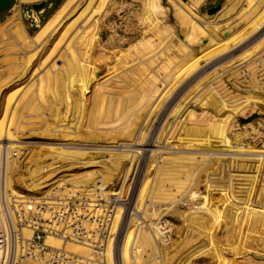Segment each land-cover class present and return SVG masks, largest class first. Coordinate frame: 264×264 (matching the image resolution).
<instances>
[{"label":"rangeland","instance_id":"1","mask_svg":"<svg viewBox=\"0 0 264 264\" xmlns=\"http://www.w3.org/2000/svg\"><path fill=\"white\" fill-rule=\"evenodd\" d=\"M83 1L53 25L60 7L34 24L0 13L11 187L120 192V264H264V0L214 1L213 14L181 0ZM57 146L84 154L65 162Z\"/></svg>","mask_w":264,"mask_h":264},{"label":"built area","instance_id":"2","mask_svg":"<svg viewBox=\"0 0 264 264\" xmlns=\"http://www.w3.org/2000/svg\"><path fill=\"white\" fill-rule=\"evenodd\" d=\"M18 158L9 141L0 142V264H109L107 251L120 232V217L113 230L120 192L108 196L97 183L77 188L68 183H52L40 193L24 194L7 183L8 167ZM61 241V247L47 239ZM77 244L100 254L97 259L67 251ZM117 259V261H116Z\"/></svg>","mask_w":264,"mask_h":264},{"label":"bare ground","instance_id":"3","mask_svg":"<svg viewBox=\"0 0 264 264\" xmlns=\"http://www.w3.org/2000/svg\"><path fill=\"white\" fill-rule=\"evenodd\" d=\"M23 0H20V2H22ZM180 1V0H179ZM202 0H191L190 2H189V10L190 11H194L197 7H198V4L201 2ZM82 2H84L83 0H66L63 4H62V6H60V8L55 12V14L52 16V18L51 19H49L48 20V22H49V24H55V23H57L58 21H61L65 16H68V15H71V13H73V11L75 10V9H77V7L82 3ZM83 6V5H82ZM80 8H81V6H80ZM186 11H187V9H186ZM262 13V12H261ZM264 16V15H263ZM256 18V17H255ZM262 19V18H261ZM259 22V21H258ZM264 22V21H263ZM257 23V22H256ZM261 23V22H260ZM208 24V22H205V21H203V20H200V19H197V25L199 26V28L201 29V30H204V31H206L207 32V35H209L207 38V40H202V42L200 41V43H202L201 45H203L204 47H206V44L208 43V45L209 46H207V48L209 49V48H212V46H213V44L215 43V39H214V35H213V33L210 31V29L208 28V26L209 25H207ZM210 24V23H209ZM256 25H258V23L256 24ZM211 26V25H210ZM261 27V26H260ZM216 28V27H215ZM242 28V27H241ZM255 27H253V29H254ZM213 29H214V27H213ZM212 29V30H213ZM240 29V28H239ZM242 30V29H241ZM252 30V29H251ZM256 30V29H255ZM217 31V30H216ZM253 31V30H252ZM251 31V32H252ZM249 33H250V31H249ZM250 35H251V33H250ZM221 46V45H220ZM220 46H218V47H220ZM175 47V46H174ZM217 47V48H218ZM218 50H220V49H218ZM224 50V49H223ZM172 51H175V50H172ZM203 51V50H202ZM217 51V50H216ZM216 51H214V52H216ZM263 51V50H262ZM219 52V51H218ZM187 53V52H186ZM169 55V54H168ZM215 55V54H214ZM213 56V55H212ZM204 58V57H203ZM158 59V58H157ZM57 62H55L53 65H60L61 63H60V61L59 60H56ZM148 63V62H147ZM207 63V62H206ZM151 64V63H150ZM145 67H147V66H145ZM153 67V66H152ZM154 71V70H153ZM156 74V73H155ZM147 76H150V74H147ZM178 77V76H177ZM154 79V78H153ZM160 79V78H159ZM183 79V78H182ZM151 80V79H150ZM156 80V79H155ZM177 83V82H176ZM178 84V83H177ZM154 85V84H153ZM149 86H152V85H149ZM176 86V85H175ZM167 94H169V93H167ZM139 94L137 93V95L136 96H138ZM165 96H167V95H165ZM164 96V97H165ZM163 97V98H164ZM169 98V97H168ZM164 100V99H163ZM120 113V112H119ZM69 137V136H68ZM6 139H8V140H13V138L11 137V135L10 134H7L6 133V137H5ZM66 138H67V136H66ZM15 139V138H14ZM41 139V138H40ZM16 140V139H15ZM78 141V140H77ZM1 142V141H0ZM64 142V141H63ZM55 143V142H54ZM59 143V142H58ZM57 143V144H58ZM61 144V143H60ZM68 144V143H67ZM76 144V143H75ZM26 145V144H25ZM12 146V145H11ZM14 147H12V149H13ZM17 148H18V146H17ZM52 148V147H51ZM51 148H50V150H51ZM56 148V147H55ZM53 149L52 151V153H56V158H59V159H63V160H65V162H66V160H68L67 162H69V160L70 161H73L74 162V160H76V162L78 161V159H81V157L80 156H82L84 153L81 151V149H76V148H74L75 150H73V148L71 149V148H67V147H60V148H58V146H57V148L56 149ZM25 149V148H24ZM16 150H18V149H16ZM15 150V151H16ZM20 150V149H19ZM26 150V149H25ZM83 151H84V149H83ZM103 152V151H102ZM102 152H100V153H102ZM105 152V151H104ZM107 153V152H106ZM106 153H102V155H104L105 157H106V159L107 160H110V158H112V154H106ZM21 154V153H20ZM116 155V154H115ZM117 156V155H116ZM113 157H114V155H113ZM128 157V156H127ZM117 158V157H116ZM115 158V159H116ZM120 158V157H119ZM128 159V158H127ZM14 161V160H13ZM51 162H53L52 161V158H51V160H50ZM56 161V160H55ZM116 161V160H115ZM34 162V161H33ZM50 162V163H51ZM75 162V163H76ZM81 162V161H80ZM79 162V163H80ZM12 163H14V162H12ZM47 163V162H46ZM74 163V164H75ZM78 163V164H79ZM84 163V164H83ZM82 164L85 166V165H92V167H94V166H98V165H100L98 162H94V161H91L90 163H86V161L85 162H83ZM109 163H111V162H109ZM115 164V163H114ZM57 165V164H56ZM55 165V166H56ZM74 166H76V165H74ZM79 166V165H78ZM84 166H82L81 168H84ZM11 167H13V164H12V166ZM61 167V166H60ZM68 167V166H67ZM9 168V167H8ZM14 168V167H13ZM64 168V167H63ZM80 168V167H79ZM86 168V167H85ZM35 169V168H34ZM40 169V168H39ZM45 169V168H44ZM62 169V168H61ZM66 169H68V168H66ZM12 170V169H11ZM38 170V169H37ZM49 170H51L50 168H49ZM71 170V169H70ZM55 171V170H54ZM61 170H59V172H60ZM67 171V170H66ZM68 172V171H67ZM35 175V174H34ZM40 175V174H39ZM58 175V174H57ZM63 175V174H62ZM65 175V174H64ZM50 177V176H49ZM56 177V176H55ZM47 178H48V176H47ZM46 178V179H47ZM60 178V177H59ZM45 179V180H46ZM54 179V178H53ZM56 179H58L57 177H56ZM59 180V179H58ZM61 180V179H60ZM44 181V180H43ZM54 181H56V180H54ZM49 182H50V180H49ZM60 182V181H59ZM63 182V181H62ZM7 183H9V177H7ZM52 183V182H51ZM55 183V182H54ZM50 185H52V184H48V185H46V186H43V183H41V182H39V183H33L32 185H30L28 188H30L33 192H36V191H40V190H42V189H45V188H48ZM9 186H11L10 185V183H9ZM118 211V210H117ZM118 223H119V220H118V222H117V224H115V222H114V226H113V230L115 231L116 230V228H117V226H118ZM156 230H157V228H156ZM158 231V230H157ZM56 240V239H55ZM54 240H49V239H47V244H50V245H52V246H59V242L61 243V241H59L58 243L57 242H53ZM58 241V240H57ZM150 244V243H149ZM153 244V243H152ZM148 245V244H147ZM151 245V244H150ZM61 246H62V243H61ZM60 246V247H61ZM70 246H74L73 247V250L70 248ZM152 246V245H151ZM66 249H67V251H70V252H72V253H75V254H78V255H82V256H85V257H90V258H94V259H97V258H99L100 257V254L98 253V252H96V251H94V250H92V249H89V248H86V247H83V246H80V245H77V244H71V243H69V244H67L66 245V247H65ZM109 249H108V251H107V260H108V262H109V260H110V258H111V262H112V264H114V262H113V253H112V240L110 241V244H109V247H108ZM81 249V250H80ZM77 251V252H76ZM83 251V252H82ZM110 262V263H111ZM109 263V264H110Z\"/></svg>","mask_w":264,"mask_h":264},{"label":"crops","instance_id":"4","mask_svg":"<svg viewBox=\"0 0 264 264\" xmlns=\"http://www.w3.org/2000/svg\"><path fill=\"white\" fill-rule=\"evenodd\" d=\"M64 1L66 0H46L44 1L45 3V7L41 10H36L34 9L35 5H31V3H26V2H20L17 0H12L11 2V7L6 10L4 13L10 14L12 11L19 9L21 11V13H27L29 15H24V17L29 18L32 23H37V21H40V14H42V12H46L48 10H57L60 6H62V4L64 3ZM182 2L185 3H189L191 0H181ZM214 1H219V0H203L202 3L194 10L198 13H204L206 12L207 14L210 13V11L215 8L213 6V3H215ZM168 4L170 5V7L173 9L172 5L170 4L169 0H167ZM43 3V2H42ZM41 4V3H39ZM38 5V4H36ZM29 7V8H28ZM35 11V13H33ZM27 11V12H26ZM2 13V14H4ZM32 13V14H30ZM10 17V16H9ZM37 27V25H35Z\"/></svg>","mask_w":264,"mask_h":264},{"label":"water","instance_id":"5","mask_svg":"<svg viewBox=\"0 0 264 264\" xmlns=\"http://www.w3.org/2000/svg\"><path fill=\"white\" fill-rule=\"evenodd\" d=\"M11 2H12V0H0V13L3 12V11L8 10L11 7ZM44 7H45V3L43 2L41 4L35 5L34 6V9L41 10ZM219 9H220V7L213 8L210 11L209 14H213V13L217 12Z\"/></svg>","mask_w":264,"mask_h":264}]
</instances>
